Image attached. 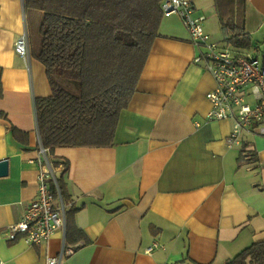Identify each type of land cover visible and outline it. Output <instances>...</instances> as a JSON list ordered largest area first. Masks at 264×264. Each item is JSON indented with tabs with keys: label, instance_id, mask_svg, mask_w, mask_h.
Segmentation results:
<instances>
[{
	"label": "crops",
	"instance_id": "1",
	"mask_svg": "<svg viewBox=\"0 0 264 264\" xmlns=\"http://www.w3.org/2000/svg\"><path fill=\"white\" fill-rule=\"evenodd\" d=\"M189 1L202 30L222 41L214 0ZM26 8L0 0V264H44L65 241L61 231L43 245L7 237L37 195L34 98L50 94L32 36L27 60L14 52ZM242 15L245 49L264 60V0H244ZM197 54L179 16L162 17L112 144L50 153L55 177L68 161L65 212L76 209L70 221L88 240L65 241L72 252L60 264H224L264 242V135L229 145L232 121H206L214 81Z\"/></svg>",
	"mask_w": 264,
	"mask_h": 264
},
{
	"label": "trees",
	"instance_id": "2",
	"mask_svg": "<svg viewBox=\"0 0 264 264\" xmlns=\"http://www.w3.org/2000/svg\"><path fill=\"white\" fill-rule=\"evenodd\" d=\"M163 0H24L42 12L41 46L35 55L44 66L50 94L34 98L37 130L43 147H105L112 144L121 110L136 90L146 58L159 36ZM226 42L247 48L243 31L244 0H214ZM58 78L69 80L66 86ZM71 81V82H70ZM77 91V93L72 92ZM56 176L67 201L63 176ZM55 195V187L51 188ZM66 209L65 241L87 237ZM224 264H264V242L253 243Z\"/></svg>",
	"mask_w": 264,
	"mask_h": 264
},
{
	"label": "built area",
	"instance_id": "3",
	"mask_svg": "<svg viewBox=\"0 0 264 264\" xmlns=\"http://www.w3.org/2000/svg\"><path fill=\"white\" fill-rule=\"evenodd\" d=\"M19 1L23 4L24 0ZM160 5L164 17L172 14L179 16L189 33L190 42L198 49L194 60L203 63L213 78L214 88L206 93L210 104L206 121H232L229 145L240 142L244 133L264 135V60L243 47L226 42L225 38L213 41L202 30L204 17L193 15L189 0H163ZM27 36L25 23L14 42V52L25 60L30 54ZM38 143L37 195L28 203L20 219L8 225L7 237L10 240L21 237L30 244L43 245L58 231L65 235L66 218L65 204L51 169L50 151L42 146L40 140ZM48 180L55 185V195ZM156 247H159L158 243H154L148 251ZM71 252L72 248L63 240L58 254L47 257L44 264H60L63 257Z\"/></svg>",
	"mask_w": 264,
	"mask_h": 264
},
{
	"label": "rangeland",
	"instance_id": "4",
	"mask_svg": "<svg viewBox=\"0 0 264 264\" xmlns=\"http://www.w3.org/2000/svg\"><path fill=\"white\" fill-rule=\"evenodd\" d=\"M26 12V16H25V23L28 29V34L32 36V40H33V50H34V55L33 58L35 60H37L36 58V54L39 52L40 50V46H41V34H40V22L42 20V12H39V10H34V9H30V8H26L25 10ZM221 35V33H220ZM253 56H257L259 59H261V55H257L256 53H251ZM58 81L60 82L61 85L66 86V83L69 80L63 79V78H58ZM71 82V81H70ZM77 93V91H73Z\"/></svg>",
	"mask_w": 264,
	"mask_h": 264
},
{
	"label": "water",
	"instance_id": "5",
	"mask_svg": "<svg viewBox=\"0 0 264 264\" xmlns=\"http://www.w3.org/2000/svg\"><path fill=\"white\" fill-rule=\"evenodd\" d=\"M7 166H8V163H7V159H1L0 160V176H4L6 175L7 173Z\"/></svg>",
	"mask_w": 264,
	"mask_h": 264
}]
</instances>
